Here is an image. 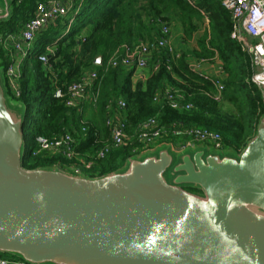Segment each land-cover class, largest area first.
Instances as JSON below:
<instances>
[{"label":"water","instance_id":"95a60500","mask_svg":"<svg viewBox=\"0 0 264 264\" xmlns=\"http://www.w3.org/2000/svg\"><path fill=\"white\" fill-rule=\"evenodd\" d=\"M13 3L0 0V23ZM8 100L2 71L0 254L29 264H264V115L236 157L164 144L89 178L25 169L26 109Z\"/></svg>","mask_w":264,"mask_h":264},{"label":"trees","instance_id":"16d2710c","mask_svg":"<svg viewBox=\"0 0 264 264\" xmlns=\"http://www.w3.org/2000/svg\"><path fill=\"white\" fill-rule=\"evenodd\" d=\"M46 1L14 0L11 20L0 23V68L4 71L8 95L12 102L22 103L26 109L23 125L25 169L68 170L84 160L93 162L91 169L83 168L89 178L121 171L129 158L140 155L134 153L139 146L140 125L154 117L162 126L180 125L218 132L224 147L238 153L256 135L259 119L264 115L262 90L251 81L255 69L250 55L231 37V16L222 6V0H74L66 17L49 24L36 36L28 56L21 63L22 94L15 98L6 75L12 58L1 38L19 34L33 17L37 5ZM204 18L209 28L198 39V49L179 52L178 58L162 49L153 52L149 61L152 72L146 87L138 85L133 90L132 71L122 66H108L115 54L124 53L123 46L153 42L160 35L161 23L180 22L186 41L193 38ZM48 46L55 50L48 55V65L44 66L38 57ZM189 57L203 62L221 61L225 75L222 102L212 97L216 91L215 79L193 71ZM97 58H101L100 64L95 63ZM156 65L159 68L155 71ZM91 71L98 74L91 88L96 102L91 116H86L91 106L89 102L85 107L70 108L64 100L55 97V90L57 87L66 89ZM166 88L178 92L182 102L191 104L192 108L176 110L164 100H155ZM119 100L126 104L122 116L131 141L98 159L97 152L111 142L106 125L109 106ZM225 104L228 109L224 108ZM65 134L75 139L77 160L68 161L60 154L47 152L34 155L38 136L54 139ZM178 142L179 139L168 136L157 143L178 146ZM189 190L202 194L196 188Z\"/></svg>","mask_w":264,"mask_h":264},{"label":"built area","instance_id":"2783aa9c","mask_svg":"<svg viewBox=\"0 0 264 264\" xmlns=\"http://www.w3.org/2000/svg\"><path fill=\"white\" fill-rule=\"evenodd\" d=\"M73 2V1H72ZM65 0H47L39 3L33 17L25 23L19 34H10L1 38L5 49L10 53L12 63L7 69V77L12 95L20 98L21 63L32 48L36 36L49 24L55 23L60 18L66 17L73 4ZM222 6L230 14L232 21L231 37L241 43L243 51L247 52L254 66L255 73L251 81L264 91V0H222ZM203 14H205L203 12ZM171 26L161 23L160 35L153 42H141L136 46H123V54H115L109 61L108 66L117 68L119 66L131 69H146L149 66V57L155 50H166L172 57L180 56L169 42ZM53 46H48L45 53L39 55L38 60L48 65V55L54 52ZM159 65H156V71ZM206 77V76H205ZM96 71L86 73L80 81L70 84L66 89L57 87L55 97L65 101L66 106L76 108L86 100L89 90L97 80ZM209 78V77H206ZM216 91L212 97L218 103L223 101L225 85L223 79L213 80ZM155 100H164L169 106L176 110H190L191 104L182 102V96L169 88L158 93ZM96 102V95L93 99ZM126 107L124 101L119 100L109 106L106 125L109 129L111 142L97 152V158L103 159L109 152L129 145L131 137L127 132V125L122 116V110ZM138 145L135 154H143L158 146V140L164 137H171L180 140L181 149L195 147L196 144H204L216 149H223L224 143L221 134L208 129L182 126H162L157 117L150 118L140 125ZM38 149L34 155L40 153H54L64 156L68 161L77 160L75 150V139L71 134H65L54 139L43 136L36 138ZM172 146V145H171ZM175 147V146H173ZM92 161L81 160V165L75 164L63 170L67 173L84 176L83 168L91 169ZM0 264H29L24 260L9 256H0Z\"/></svg>","mask_w":264,"mask_h":264},{"label":"crops","instance_id":"0c3cea01","mask_svg":"<svg viewBox=\"0 0 264 264\" xmlns=\"http://www.w3.org/2000/svg\"><path fill=\"white\" fill-rule=\"evenodd\" d=\"M67 2H72L74 0H65ZM173 23V22H172ZM202 26V27H201ZM209 28V22L207 19H203V23L200 25L198 31L194 34L193 38L191 40H184V29L183 25L180 22H174L172 25V29L169 36V42L174 47L175 50L178 52H188L192 50L198 49L197 41L198 39L205 33V31ZM153 57V54L149 57V61H151ZM148 61V62H149ZM188 63L190 68L197 72L200 75H204L206 77H209L211 79L221 78L224 79V70L222 67L221 61L218 59L213 62H203L200 60H197L196 58L189 57ZM128 71H132V89L136 90L138 85H141L143 87H146V84L148 82V79L151 75V64L149 62V66L146 69H137V68H131L127 69ZM89 98L92 101L94 99L92 89L89 90L86 100L82 103V106H86V104L89 102ZM88 99V100H87ZM90 103V102H89ZM180 144V140L178 142ZM161 145L156 146L153 150L158 148ZM173 147V146H172ZM174 149L181 148L179 145L173 147ZM153 150L149 151L152 152ZM81 163V160H80Z\"/></svg>","mask_w":264,"mask_h":264},{"label":"rangeland","instance_id":"374dc122","mask_svg":"<svg viewBox=\"0 0 264 264\" xmlns=\"http://www.w3.org/2000/svg\"><path fill=\"white\" fill-rule=\"evenodd\" d=\"M174 22H177V21H175V20H172L169 24H170V26H171V29H172V25H173V23ZM202 27V26H201ZM3 70L0 68V74H1V72H2ZM88 73V72H87ZM262 91H263V88L261 89ZM88 100V99H87ZM90 98H89V102H90ZM90 107H88V110L86 111V113H85V115L86 116H91V114H92V109H94V107H95V101H92V102H90ZM8 106L10 107V108H12V109H15L18 113H23V108H19L20 107V105H19V103H15V102H12L11 100L9 101L8 100ZM224 106V108L225 109H228V104H225V105H223ZM196 148H202V149H204L207 153H211V154H216V155H221V156H225V155H229V156H233V157H236L237 156V153L234 151V150H232V149H227V148H223V149H216V148H214V147H210V146H207V145H204V144H196V146H195ZM149 152V151H148ZM148 152H145V153H143L144 155H142V154H140L137 158L138 159H142L143 157H145V155H148ZM142 155V156H141ZM84 176H86L87 177V175H84ZM166 178L169 180V181H172V179H173V177H171L169 174H167L166 175ZM0 256H3V257H9V255L8 254H0Z\"/></svg>","mask_w":264,"mask_h":264}]
</instances>
